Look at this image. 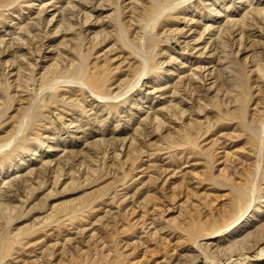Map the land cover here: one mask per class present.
<instances>
[{"label": "rangeland", "instance_id": "1", "mask_svg": "<svg viewBox=\"0 0 264 264\" xmlns=\"http://www.w3.org/2000/svg\"><path fill=\"white\" fill-rule=\"evenodd\" d=\"M79 1L0 0L2 48L40 37L0 57L2 264H264V0Z\"/></svg>", "mask_w": 264, "mask_h": 264}, {"label": "bare ground", "instance_id": "2", "mask_svg": "<svg viewBox=\"0 0 264 264\" xmlns=\"http://www.w3.org/2000/svg\"><path fill=\"white\" fill-rule=\"evenodd\" d=\"M78 1H79V0H78ZM90 1H91V0H90ZM90 1H89V3H90ZM104 1H105V0H104ZM104 1L102 0V2H104ZM106 1H107V0H106ZM109 1H110V0H109ZM109 1H108V2H109ZM79 2H80V1H79ZM85 2H86V0H85ZM85 2H82V1H81V3H79V5H80L81 8H82V7H83V8H87V4H88L87 2H88V1L86 2L87 4H85ZM108 2H104V5H105V3H107V5H108ZM173 2H176V0L173 1ZM180 2H181V1H180ZM185 2H186V0H185ZM214 2H215V1H214ZM101 4H102V3H100V6H99V4H98V6H99V7H104L103 5L101 6ZM171 4H172V3H171ZM173 4H174V3H173ZM173 4H172V5H173ZM176 4H178V3H176ZM201 4H202V3H201ZM88 5H89V4H88ZM174 5H175V4H174ZM261 5H262V4H261ZM261 5H260V6H261ZM73 6H74V5H73ZM142 6H143V5H142ZM144 6H145V5H144ZM170 6H171V5H170ZM183 6H184V5H183ZM260 6H259V8H260ZM77 7H78V5L76 4V8H77ZM99 7H98V8H99ZM106 7H107V6H106ZM145 7H146V6H145ZM168 7H169V6H168ZM177 7H179V6H176L175 8H177ZM215 7H216V6H215ZM96 8H97V7H96ZM146 8H147V7H146ZM67 9H69V8H67ZM67 9H66V10H67ZM71 9H72V11L75 10V9L73 10L72 7H71ZM71 9H70V11H71ZM79 9H80V8H79ZM92 9H93V8H92ZM135 9H137V8H135ZM147 9H148V8H147ZM168 9H169V8H168ZM172 9H173V7H172ZM211 9H212V8H211ZM216 9H217V8H216ZM255 9H256V8H255ZM255 9H254V7L252 8V10H251V8H249L250 11H248V13H247V15H246L247 18L244 17V18L247 19V21H244V22H243V26H242V27H243V28H242V29H243V30H242L243 32H244V29H249V30H250V28H252V27L254 26V24L257 26V23L259 22L257 17H259L261 14H262V17L264 18V16H263V15H264V7H263L262 9H256V10H255ZM84 10H85V9H84ZM93 10H94V9H93ZM195 10H196V9H195ZM80 11H83V10L81 9ZM140 11H141V9H140ZM214 11H215V10H214ZM170 12H171V10H170ZM170 12H169V13H170ZM69 13H70V12H69ZM74 13H75V12H74ZM178 13H179V12H178ZM63 14L65 15L66 13L63 12ZM70 14L73 15V12H71ZM75 14H76V13H75ZM75 14H74L73 16H75ZM91 14H92V13H91ZM139 14H141V13L139 12ZM68 15H69V14H68ZM72 15H71V16H72ZM158 15H159V13H158ZM213 15H214V14H213ZM256 15H257V16H256ZM258 15H259V16H258ZM40 16H41V15H40ZM66 16H67V15H66ZM71 16H70V18H71ZM76 16H77V14H76ZM153 16H154V15H153ZM79 17H80V16H79ZM108 17H109V15H108ZM242 17H243V16H242ZM260 17H261V16H260ZM54 18H55V16L52 18L53 21H51V22H54ZM68 18H69V17H68ZM72 18H73V17H72ZM82 18H83V17H82ZM90 18H91V16H89V12H88V13H86V18H84V20L86 19L85 22H83L84 20H83L82 22H81V21H80V22H81L82 25H83V24H85V23H88ZM263 18H262V21H263ZM40 20H41V19H40ZM60 20H65V21H66V20H67V17L63 16V19L60 18ZM73 20H74V18H73ZM78 20H79V19H78ZM78 20H77V21H78ZM248 20L250 21V24H249V21H248ZM251 20H252V21H251ZM70 21H71V20H70ZM77 21H76V22H77ZM262 21H261V18H260V22H262ZM36 22H37V21H35V23H36ZM51 22H50V23H51ZM60 22H61V21H60ZM118 22H120V21H118ZM50 23H48V24H50ZM62 23H63V22H62ZM62 23H61V24H62ZM66 23H67V24H66ZM66 23L64 22L62 25H63L64 27H66L65 25H68V24H69L68 22H66ZM72 23H73V22H72ZM233 23H234V22H233ZM30 24H33V23H30ZM39 24H41V23H38V25H39ZM46 24H47V23H46ZM64 24H65V25H64ZM230 24H231V23H230ZM259 24H261V23H259ZM259 24H258V25H259ZM263 24H264V23H263ZM34 25H35V24H34ZM69 25H70V26H69ZM69 25L67 26L68 28L66 27V28H64V30H65V31L73 32V31H74V28L76 27L75 25H80V24H79V23H76V24H73V25H72V24H69ZM71 25H72V26H71ZM85 25H86V24H85ZM121 25H122V23H121ZM239 25H240V24H239ZM241 25H242V24H241ZM40 26H41V25H40ZM47 26H48V25H47ZM63 26H62V27H63ZM74 26H75V27H74ZM231 26L234 27L233 24H231ZM256 26H255V29H256ZM30 27H31V25H30ZM30 27H29V29H30ZM36 27L38 28V26H36ZM62 27H58V29H56V30H58L57 33H58L59 31L61 32L60 28H62ZM226 27H227V26H226ZM228 27H229V25H228ZM228 27H227V28H228ZM236 27H237V26H235V28H236ZM238 27H239V26H238ZM238 27H237V28H238ZM34 28H35V27H34ZM34 28H33V31H35V29H37V28H35V29H34ZM227 28H226V29H227ZM229 28H231V27H229ZM229 28H228V29H229ZM40 29H41V28H40ZM40 29H38V30H40ZM223 29H224V28H223ZM226 29H225V30H226ZM239 29H240V28H239ZM255 29H254V27H253V29H252L251 32H254ZM22 30H23V29H22ZM26 30H27V29H26ZM26 30H24L25 33H26ZM31 30H32V29H31ZM31 30H28V31H27V34H28V32H29V33H30V36H31V37L33 36V39H34L35 37H38V36H35V35H37L39 31H38L36 34L34 33L35 35H31V33H32ZM121 30H122V29H121ZM225 30H224V31H225ZM229 30H230V29H229ZM36 31H37V30H36ZM42 31H43V30H42ZM124 31H125V30H124ZM220 31H221V29H220ZM227 31H228V30H227ZM231 31H233V29H232ZM234 31H237V29L234 30ZM245 31H246V30H245ZM256 31H257V30H256ZM258 31H259V30H258ZM24 32H20V35H21V33H24ZM60 32H59V33H60ZM122 32H123V31H122ZM228 32H230V31H228ZM240 32H241V31H240ZM243 32H242V33H243ZM246 32H247V31H246ZM249 32H250V31H249ZM51 33H52V32H51ZM120 33H121V32H120ZM223 33H226V32H223ZM223 33H222V34H223ZM231 33H232V32H231ZM254 33H256V32H254ZM27 34H24V36H20V35H19L20 37L17 36L18 39L14 40L12 43H10V42L8 43V42H7L8 44H5L4 48H2V46H1V43H2V40H1V42H0V57H4L5 55L8 56V55H10V54H11L10 56H12V55H16V54L19 53L21 50H23L25 47L28 48V46H29L28 44H30V43L32 44V43H33V42H32L33 40L31 39V42H30V41H29L30 36H29V34H28V35H27ZM39 34H40V33H39ZM69 34H70V33H69ZM71 34H72V33H71ZM74 34H76V33L74 32ZM125 34H126V33L124 32V36H123V37H126ZM232 34H233V33H232ZM22 35H23V34H22ZM220 35H221V34H220ZM220 35L218 36V38L220 37ZM223 35H224V34H223ZM226 35H227V34H226ZM226 35H224L225 38H227ZM34 36H35V37H34ZM42 36H43V35H42ZM136 36H137V34H136ZM221 36H222V35H221ZM224 36H223V38H219V39H221V41L218 39V40H219V42H218V43H219V46H218V47H215V48L213 49L215 53L218 52V51L220 50V48H221L222 50H224L225 47L228 46V40L230 39V38H229L230 36L228 37L227 40H224ZM227 36H228V35H227ZM232 36H233V35H232ZM244 36H245L244 34L241 35V37H240V39H241L240 42H242V40L246 38V37L244 38ZM97 37H98V36H97ZM97 37H96V38H97ZM15 38H16V36H15ZM38 38H40V37H38ZM38 38H37V39H38ZM74 38H75V37H74ZM74 38H72V39H74ZM127 38H128V37H127ZM144 38H145V37H144ZM13 39H14V38H13ZM13 39H12V40H13ZM37 39H36V40H37ZM43 39H44V38H43ZM43 39H42V40H43ZM145 39H146V38H145ZM145 39H144V40H145ZM231 39H232V37H231ZM231 39H230V40H231ZM3 40H4V39H3ZM17 40H18V41H17ZM34 40H35V39H34ZM36 40H35V43H36ZM39 40H40V39H39ZM95 40H96V39H95ZM123 40H124V42H126L125 39H122V42H123ZM128 40H129V39H128ZM232 40H233V39H232ZM5 41H6V40H5ZM215 41H216V40H215ZM3 42H4V41H3ZM124 42H123V43H124ZM142 42H143V40H142ZM259 42H260V41H259ZM44 43H45V42H44ZM216 43H217V41H216ZM2 44L4 45V43H2ZM41 44H42V43H41ZM127 44H128V43H127ZM230 44H231V42H230ZM230 44H229V45H230ZM233 44H234V43H233ZM240 44H242V43H240ZM25 45H28V46H25ZM128 45H129V44H128ZM143 45H144V44H143ZM217 45H218V44H217ZM260 45H261V44H260ZM132 46H133V45H132ZM141 46H142V45H141ZM215 46H216V45H215ZM241 46H242V45H241ZM29 47H30V46H29ZM32 47H33V46H32ZM36 47H37V46H36ZM142 47H143V46H142ZM142 47H141V48H142ZM212 47H213V46H212ZM222 47H223V48H222ZM228 47H229V46H228ZM1 48H2V49H1ZM74 48H75V47H74ZM129 48H131V47H129ZM139 48H140V47H139ZM218 48H219V49H218ZM29 49H31V47H30ZM80 49H81V48H80ZM135 49H136V48H135ZM135 49H134V50H135ZM227 49H228V48H227ZM227 49H226V50H227ZM41 50H42V49H41ZM73 50H74V49H73ZM131 50H132V49H131ZM137 50L139 51V50H141V49H137ZM137 50H135V52H136ZM145 50H146V49H145ZM222 50H220V51L222 52ZM27 51H31V50H27ZM211 51H212V50H211ZM37 52H38V51H37ZM76 52H77V51H76ZM141 52H142V51H141ZM214 52H213V53H214ZM223 52H224V51H223ZM25 53H26V52H25ZM28 53H29V52H28ZM213 53H211V55H212ZM219 53H220V52H219ZM29 54H30V53H29ZM38 54H39V53H38ZM38 54H37V55H38ZM136 54L138 55V53H136ZM146 54H147V53H146ZM220 54H221V53H220ZM24 55H25V54H24ZM24 55H23V57H25ZM32 55H33V54H32ZM34 55H35V54H34ZM78 55H79V53H78ZM140 55H142V54H140ZM222 55H223V54H222ZM222 55H220V56H222ZM17 56H18V55H17ZM28 56H29V55H28ZM228 56H229V55H228ZM23 57H22L21 59H23ZM143 57H144V56H143ZM13 58L15 59V56H13ZM16 58H18V57H16ZM26 58H27V57H26ZM32 58H33V57H32ZM78 58H79V57H78ZM226 58H227V57H226ZM226 58H225V59H226ZM14 59H13V61H15ZM19 59H20V58H19ZM4 60H5V59H4ZM8 60L10 61V59H8ZM16 60H17V59H16ZM143 60H144V59H143ZM0 61H1V60H0ZM9 61L6 60V65H7V63H9ZM11 61H12V60H11ZM11 61H10V62H11ZM17 61H18V60H17ZM17 61H16V63H17ZM58 61H59V60H58ZM58 61H57V62H58ZM141 61H142V60H141ZM225 61H226V60H225ZM24 62H25V61H24ZM85 62H86V61H85ZM144 62H145V61H144ZM211 62H212V61H211ZM227 62L229 63V61H227ZM0 63H1V62H0ZM2 63H3V60H2ZM4 63H5V62H4ZM28 63H29V62H28ZM80 63H81V62H80ZM230 63H231V62H230ZM11 64H12V62L9 63L8 66H9V65L11 66ZM19 64H20V63H19ZM59 64H60V63H59ZM74 64H75V63H74ZM78 64H79V63H78ZM1 65H2V64H1ZM28 65H30V64H28ZM56 65H57V64H55V66H56ZM144 65H145V64H144ZM13 66H14V62H13ZM22 66H23V65H22ZM25 66H27V65H25ZM30 66H31V65H30ZM55 66H54V67H55ZM230 66L232 67V65H230ZM52 67H53V65H52L51 67H49V68H52ZM57 67H59V66H56L55 69H57ZM61 67H62V66H61ZM63 67H64V66H63ZM65 67H66V66H65ZM71 67H72V65H71ZM148 67H149V66H148ZM215 67H216V66H215ZM233 67H234V66H233ZM233 67H232L231 69H233ZM263 67H264V65H263ZM20 68H21V67H20ZM34 68H35V67H34ZM47 68H48V67H47ZM67 68H68V66H67ZM69 68H70V67H69ZM200 68H201V67H200ZM202 68H203V67H202ZM202 68H201V69H202ZM213 68H214V67H213ZM227 68H228V66H227ZM227 68H225V70H226ZM261 68H262V67H261ZM261 68H260V71H261V74H262V73L264 72V70H261ZM27 69H28V68H27ZM30 69H31V68H30ZM58 69H59V68H58ZM58 69H57V71H58ZM158 69H159V68H158ZM201 69H199L200 72H201ZM229 69H230V67H229ZM229 69H227L226 71H228V72H229V71H234V70H229ZM19 70H20V69H19ZM31 70H32V69H31ZM33 70H34V69H33ZM49 70H51V69H49ZM145 70H146V68H145ZM147 70H148V69H147ZM149 70H150V68H149ZM197 70H198V69H197ZM215 70H216V69H215ZM221 70H222V69H221ZM223 70H224V69H223ZM25 71H26V70H25ZM46 71H47V69H46ZM46 71H45V72H46ZM52 71H55V70L52 69ZM57 71L52 73V75H53V76H52L53 78L51 79V82H52V83H53L52 80H53L55 77L58 76ZM62 71H63V70H62ZM142 71H143V70H142ZM203 71H205V68H204V70H202V73H203ZM217 71H218V68H217ZM219 71H220V70H219ZM17 72L19 73V71H17ZM21 72H24V71H21ZM26 72H27V71H26ZM28 72H29V71H28ZM45 72H44V73H45ZM47 72H48V71H47ZM47 72H46V73H47ZM66 72H67V71H66ZM168 72H169V71H168ZM194 72H195V71H194ZM200 72H198V73H200ZM212 72H214V70H212ZM220 72H221V71H220ZM222 72H223V71H222ZM222 72H221V73H222ZM44 73L42 74V76H44ZM46 73H45V74H46ZM50 73H51V71H50ZM85 73H86V69H85L84 65L81 64V65H79L78 67H76V68L74 69V72L72 73V76H73V77H74V76H75V77H81V76H82L83 74H85ZM202 73H200V74H202ZM224 73H225V72H223V74H224ZM230 73H231V72H230ZM3 74H4V73H3ZM20 74H21V73H20ZM24 74H25V72L23 73V75H24ZM30 74H31V73H30ZM30 74H29V75H30ZM162 74H163V73H162ZM162 74H161V75H162ZM212 74H214V73H210V75H212ZM225 74H226V73H225ZM261 74H260V77H261ZM18 75H19V74H18ZM21 75H22V74H21ZM27 75H28V74H27ZM27 75H26V76H27ZM63 75H64V74H63ZM139 75H140V74H139ZM144 75H145V74H144ZM166 75H167V74H166ZM194 75H197V74L194 73ZM194 75H193V77H194ZM198 75H199V74H198ZM208 75H209V74H208ZM215 75H216V74H215ZM215 75H214V76H215ZM226 75H227V74H226ZM228 75H229V74H228ZM228 75H227V76H228ZM262 75H264V73H263ZM13 76H14V75H13ZM19 76H20V75H19ZM19 76H18V77H19ZM26 76H23L22 78L25 77V79H26V78H27ZM45 76H47V75H45ZM45 76H44V77H45ZM91 76H92V75H91ZM137 76H138V75H137ZM145 76H146V75H145ZM164 76H165V75H164ZM201 76H202V75H201ZM203 76H204V79H205V75H204V74H203ZM220 76H221V75H220ZM222 76H223V75H222ZM229 76H230V75H229ZM237 76H238V74H237ZM237 76H235V77H237ZM31 77H32V76H31ZM31 77H30V78H31ZM66 77H67V76H66ZM141 77H142V75L139 76V79H138L137 83H139V82L141 81ZM146 77H147V76H146ZM197 77H198V76H196V78H197ZM230 77H231V76H230ZM263 77H264V76H263ZM263 77H261V78L264 79ZM19 78H21V77H19ZM81 78H82V77H81ZM159 78H160V76H159ZM194 78H195V77H194ZM206 78H207V77H206ZM215 78H216V77H215ZM215 78H214V79H215ZM222 78H225V75H224ZM226 78H227V77H226ZM232 78H233V77H232ZM28 79H29V78H28ZM33 79H34V77H33ZM35 79H36V78H35ZM43 79H44V78L42 77V80H43ZM160 79H161V78H160ZM218 79H220V77H219ZM218 79H217V80H218ZM236 79H237V78H236ZM21 80H22V79H21ZM54 80H55V79H54ZM191 80H192V79H191ZM193 80H194V79H193ZM193 80H192V81H193ZM195 80H198V81H199V80H201V77H199L198 79H195ZM195 80H194V81H195ZM217 80H216V81H217ZM223 80H225V79H223ZM245 80H246V78H245ZM49 81H50V80H49ZM57 81H58V80H57ZM69 81H70V80H69ZM192 81H191V83H192ZM194 81H193V83H194ZM198 81H197V82H198ZM201 81H203V80H201ZM201 81H200V82H201ZM220 81H221V80H220ZM237 81H238V80H237ZM25 82H27V80H25ZM40 82H41V81H40ZM40 82H39V83H40ZM76 82H77V81H76ZM76 82H75V83H76ZM200 82H199V83H200ZM222 82H223V81H221V83H222ZM21 83H22V81H21ZM43 83H44V81H43ZM58 83H59V81H58ZM69 83H70V82H69ZM80 83H81V82H80ZM95 83H96V82H95ZM140 83H141V82H140ZM180 83L183 84V82H180ZM22 84H23V83H22ZM41 84H42V83H41ZM41 84H40V85H41ZM45 84H46V83H45ZM49 84H50V83H49ZM72 84H73V83H72ZM81 84H82V83H81ZM200 84H201V83H200ZM223 84H224V83H223ZM223 84H222V85H223ZM226 84H227V83H226ZM226 84H224L223 87H225ZM47 85H48V84H47ZM57 85H58V84H57ZM139 85H140V84H139ZM178 85H179V84H178ZM189 85H190V84H189ZM227 85H228V84H227ZM227 85H226V86H227ZM235 85H236V83H235ZM18 86L21 87V85H18ZM18 86H17V87H18ZM55 86H56V85H55ZM78 86H79V84H78ZM236 86H237V85H236ZM52 87H53V86H52ZM52 87H50V89H51ZM81 87H82V85H81ZM129 87H130V86H129ZM134 87H135V86H134ZM192 87H193V86H192ZM194 87H195V89H196L198 86L195 85ZM237 87H238V86H237ZM22 88H23V87H22ZM48 88H49V87H48ZM176 88H177V84H176ZM176 88H175V89H176ZM178 88H179V86H178ZM184 88H185V87H184ZM184 88H183V89H184ZM187 88H189V86H187L186 89H187ZM19 89H21V88H19ZM23 89H24V88H23ZM53 89H54V88H53ZM85 89H86V88H85ZM181 89H182V86H181ZM191 89H193V88H191ZM195 89H194V91H195ZM248 89H250V88H248ZM24 90H25V89H24ZM199 90H200V89H199ZM40 91H41V90H40ZM179 91H181L180 88H179ZM179 91H177V93H179ZM194 91H193V92H194ZM237 91H239V90H237ZM18 92H19V91H18ZM21 92H23V91H21ZM46 92H47V91H46ZM85 92H86V91H85ZM182 92H183V90H182ZM195 92H196V91H195ZM239 93H240V91H239ZM239 93L237 94V96L239 95ZM17 94H18V93H17ZM184 94H185V93H184ZM93 96H94V95H93ZM122 96H123V94H122ZM185 96H187V95H185ZM237 96H236V97H237ZM239 96H240V95H239ZM95 97H96V96H95ZM95 97H94V98H95ZM243 97H245V95H242V98H243ZM97 98H103V97H99V96H97ZM190 98H191V97H190ZM238 98H239V97H238ZM184 99H185V98H184ZM184 99H183V100H184ZM187 99H188V96H187ZM236 99H237V98H236ZM239 99H240V98H239ZM239 99H238V100H239ZM117 100H118V98H117ZM183 100H182V102H181V99H180V102H181V103H180V102H178V103H180V105H181V104L183 103ZM188 100H189V99H188ZM184 101H185V100H184ZM236 101H237V100H236ZM236 101H235V103H236ZM239 101H240V100H239ZM101 102H102V101H101ZM186 102H187V101H186ZM240 102H242V103H246V102H247V103H248L247 99H246V100H245V99H244V100L241 99ZM178 103H177V104H178ZM0 104H1V103H0ZM34 104H36V103H34ZM30 105H31V104H30ZM2 106H3V105H2ZM34 106H35V105H34ZM36 106H37V105H36ZM174 107H176L175 109H177L178 106L175 105ZM236 107H237V106H236ZM32 108H33V107H32ZM179 108H180V106H179ZM0 109H1V108H0ZM181 109L184 110L183 108H181ZM31 111H32V110H31ZM34 111H35V110H34ZM29 112H30V110H29ZM169 112H170V111H169ZM169 112H168V113H169ZM180 112H181V111H180ZM184 112H186V111H184ZM27 113H28V112H27ZM29 114H30V113H29ZM166 114H167V113H166ZM169 114H170V113H169ZM176 114H177V113H176ZM181 114H182V112H181ZM181 114L179 113V115H181ZM184 114H186V113H184ZM184 114H183V116H184ZM25 115H26V114H25ZM157 115H158V114H157ZM179 115H178V117H179ZM27 116H28V115H27ZM171 116H172V113H171ZM174 116H175V115H174ZM181 116H182V115H181ZM221 116H222V115H221ZM253 116H255V115H253ZM30 117H32V116H30ZM157 117H158V116H157ZM157 117H156V118H157ZM163 117H164V116H163ZM26 118H27V117H26ZM154 118H155V117H154ZM154 118H153V119H154ZM156 118H155V120H156ZM223 118H225V117H223ZM255 118H256V117H255ZM28 119H29V118H28ZM176 119H177V117H176ZM179 119H180V118H179ZM23 120H24V119H23ZM151 120H152V119H151ZM155 120H154V121H155ZM157 120L159 121V119H157ZM254 120H255V119H254ZM24 121H25V120H24ZM29 121H30V120L27 121L28 124H29ZM158 121H157V122H158ZM160 121H161V120H160ZM252 121H253V118H252ZM21 123H23V121H22ZM153 123H154V122H153ZM155 123H156V122H155ZM158 123H160V122H158ZM237 123H238V122H237ZM237 123H236V125H237ZM163 124H164V122H163ZM163 124H162V126H163ZM194 124H195V123H193V125H194ZM247 124H248V123H247ZM20 125H22V124H20ZM160 125H161V124H160ZM215 125H216V124H215ZM20 127L22 128V126H20ZM20 127H19V128H20ZM190 127H191V125H190ZM158 128H159V127H158ZM257 128H258V127H257ZM257 128H256V129H257ZM262 129L264 130V126H263ZM20 130H21V129H20ZM253 130H254V129H253ZM197 131H198V130H197ZM209 131H210V130H209ZM22 132H23V131H22ZM19 133H20V132H19ZM262 133H263V132L261 131V132H260V136H259V138L261 137ZM15 137H16V136H15ZM17 138H18V136H17ZM14 139H15V138H14ZM134 139H135V138H134ZM260 139H262V137H261ZM12 140H13V139H12ZM17 140H18V139H17ZM103 141H104V140H103ZM115 141H116V140H115ZM262 141H263V140H262ZM191 142H192V141H191ZM15 143H16V142H15ZM125 143H126V142H125ZM42 144H43V143H42ZM110 144H111V143H110ZM120 144H121V143H120ZM187 144H188V143H187ZM24 145H25V144H24ZM125 145H126V144H125ZM18 146H19V145H18ZM122 146H124V145H122ZM4 147H5V146H4ZM125 147H126V146H125ZM131 147H132V146H131ZM196 147H197V146H196ZM262 147H263V146H262ZM262 147H261V148H262ZM11 148H12V147H11ZM20 148H21V147H20ZM108 148H109V146H108ZM118 148H119V147H118ZM126 148H127V147H126ZM129 148H130V147H129ZM259 148H260V146H259ZM121 149H123V148L121 147ZM262 149H263V148H262ZM106 151H107V150H106ZM115 152H116V151H115ZM34 153H35V152H34ZM263 153H264V152H263ZM106 154H107V153H106ZM34 155H36V154H34ZM261 155H262V154H261ZM263 155H264V154H263ZM115 157H116V155H115ZM261 157H262V156H261ZM258 158L260 159L259 156H258ZM262 158H263V157H262ZM258 161H259V160H258ZM68 163H69V162H68ZM261 165H262V164H261ZM66 166H67V165H66ZM11 167H12V166H11ZM261 167H262V166H261ZM61 168H62V167H61ZM257 168H258V169L260 168V162L258 163ZM257 171H258V170H257ZM33 175H34V174H33ZM31 176H32V174H31ZM60 176H62V175H60ZM246 176H247V175H246ZM256 178H257V175H256ZM13 179H14V178H13ZM22 179H23V178H22ZM57 180H58V179H57ZM255 180H256V179H255ZM9 181H10V180H9ZM13 181H14V180H13ZM13 181H12L13 186H15V184H16V186H17V185H20V184H19V182H20L19 180H18V183H16V182H17L16 180H15L16 182H13ZM24 181H25V180H24ZM24 181H23V182H24ZM31 181H32V180H31ZM25 182H27V181H25ZM58 182H59V180H58ZM12 183H10V184H12ZM7 184H8V183H7ZM253 184H255V183H253ZM18 187H20V186H18ZM8 188L10 189V188H11V185H9ZM14 188H15V187H14ZM14 188H13V189H14ZM9 189H8V190H9ZM11 189H12V188H11ZM16 189H17V188H16ZM19 189H20V188H19ZM252 189H253V187H252ZM6 190H7V189H6ZM232 190H233V189H232ZM263 190H264V189H263ZM16 191H17V192H16V194H17V193H18V190H16ZM234 191H235V193H236V196H235V199H234V200H235V204H244V206H243V208L241 209V212H240V217H238V218L234 221V223H233V224H237V227H238V225H240L241 223L245 222L246 219H247V216L250 215V214H248V213H249L250 209H251L252 207H254V203H255V201H256V197H254L252 193L250 194V191H249L248 189H241V188H238V189H237V188H236V189H234ZM253 191H255V190H253ZM253 191H252V192H253ZM7 193H8V192H7ZM7 193H5V194L7 195ZM9 193H11V190H10ZM12 193H13V192H12ZM254 193H255V192H254ZM0 195H1V194H0ZM7 196H8V197H7ZM7 196H5V198H3V201H9V202H10V201H11V199H10V196H11V195L9 196V194H8ZM0 200H1V197H0ZM5 203H7V202H5ZM1 204H2V203H1ZM1 204H0V209L2 208L1 206L3 205V207H4L5 209L8 208L9 210H11V209L9 208L10 205L7 206V205H4V204L1 205ZM10 207H12V206H10ZM4 208L2 209V212H1L2 214H4V211H3V210H5ZM8 209H7V212L9 211ZM7 212L5 211V213H7ZM252 212H253V211H252ZM252 212H251V213H252ZM256 217H257V216H256ZM244 218H245V219H244ZM243 219H244V220H243ZM242 220H243V221H242ZM237 222H238V223H237ZM247 222H248V221H246V223H247ZM235 228H236V227H235ZM235 228H232V227L230 228V227H229V228H228V229H229V234L232 233V231H234ZM224 230H225V229H224ZM222 231H223V230H219L218 232H215V233H213L212 235H214V234H216V233H219V232H222ZM2 245H3V243H2ZM3 246H4V245H3ZM4 261H5V260H3V261L0 260V264L4 263Z\"/></svg>", "mask_w": 264, "mask_h": 264}]
</instances>
